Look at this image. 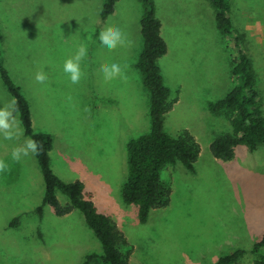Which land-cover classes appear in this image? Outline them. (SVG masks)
<instances>
[{
  "label": "rangeland",
  "instance_id": "rangeland-1",
  "mask_svg": "<svg viewBox=\"0 0 264 264\" xmlns=\"http://www.w3.org/2000/svg\"><path fill=\"white\" fill-rule=\"evenodd\" d=\"M104 2L0 0V56L28 100L34 130L52 134L58 153L51 152L54 172L67 180L97 171V182L89 181L100 212L128 240L122 250H132L130 264H213L238 248L246 250L239 260L253 264L257 255L251 248L264 233V144L255 150L237 145L227 161L209 149L213 136L231 126L210 112L207 102L236 83L234 43L218 29L214 7L210 0H155L168 48L159 66L171 97L179 89L164 129L173 136L189 130L201 151L192 171L180 162L161 169V179L172 189L170 203L141 222L137 205L126 204L121 189L128 175L126 142L151 128L150 94L135 67L143 48L144 7L141 0H117L113 13L102 18ZM230 3L233 23L245 34L264 109V0ZM109 21L128 34L132 47L113 53L102 48L99 31ZM81 43L88 46L81 65L85 75L73 85L63 64ZM112 62L128 65L127 83L104 82L98 69ZM42 69L50 75L47 85L35 81ZM10 98L0 76V102ZM26 137L23 129L20 141L0 138V157L10 164L0 174V264H82L88 254L97 255L90 264H100L102 244L79 209L57 215L44 204L42 215L36 212L45 191L37 159L14 163L10 158ZM57 197L61 205L68 203L61 191ZM14 217L19 224L10 226Z\"/></svg>",
  "mask_w": 264,
  "mask_h": 264
},
{
  "label": "trees",
  "instance_id": "trees-1",
  "mask_svg": "<svg viewBox=\"0 0 264 264\" xmlns=\"http://www.w3.org/2000/svg\"><path fill=\"white\" fill-rule=\"evenodd\" d=\"M117 0H105L101 17L106 18L114 11ZM143 15L140 32L143 48L135 67L141 74L143 84L148 89L149 114L151 128L149 132L131 138L127 145L128 175L122 185L121 195L126 204L138 207L141 222H146L153 208L165 207L170 203L171 186L161 179L160 171L167 164L177 161L188 169H194L201 147L195 136L183 129L176 136L164 129L165 113L170 110L178 98L171 97V90L166 85L158 60L167 52V43L161 35V21L156 15L155 0H141ZM215 9L216 24L220 32L234 43L235 55L232 58L231 75L235 85L223 97L207 102L208 109L216 116H224L231 130L213 136L209 149L215 158L230 160L235 155V147L246 144L251 150L264 144V110L262 97L257 85L252 60L244 45V32L238 31L231 17L230 0H210ZM0 76L19 107V118L24 134L42 142L43 152L37 157L43 175L45 191L42 204L35 209L42 215L43 205L48 204L57 215H64L73 209H79L101 242L103 253L99 256L100 264H130L132 250L123 251L128 240L123 231L111 217L100 212L92 195L85 192L82 180L65 181L57 175L50 163L49 152L52 148V136L47 132L36 131L32 126L28 100L21 88L12 80L0 56ZM57 191L68 198L66 205H61ZM19 217H14L10 226H17ZM246 250L238 248L220 256L213 264H243L239 258ZM251 251L257 255L253 264H264V233L257 240ZM97 257L88 254L82 264H90Z\"/></svg>",
  "mask_w": 264,
  "mask_h": 264
},
{
  "label": "clouds",
  "instance_id": "clouds-1",
  "mask_svg": "<svg viewBox=\"0 0 264 264\" xmlns=\"http://www.w3.org/2000/svg\"><path fill=\"white\" fill-rule=\"evenodd\" d=\"M99 44L108 53H113L119 48L132 47L133 41L128 34L112 22H107L99 31ZM88 57V46L81 43L77 50L65 59L63 72L70 79L71 84L77 85L85 75L82 70V63ZM128 65H121L119 62L102 63L98 69L102 74L105 83L119 80L128 82ZM35 81L41 85H47L50 81L48 71L40 70L35 74ZM23 136L21 120L19 119V107L15 97L0 102V138L6 141H20ZM43 152L42 142L33 137H26L22 142L17 143L11 150L10 158L14 163H21L27 158H35ZM10 164L4 157H0V174L7 173Z\"/></svg>",
  "mask_w": 264,
  "mask_h": 264
},
{
  "label": "crops",
  "instance_id": "crops-1",
  "mask_svg": "<svg viewBox=\"0 0 264 264\" xmlns=\"http://www.w3.org/2000/svg\"><path fill=\"white\" fill-rule=\"evenodd\" d=\"M113 13V12H112ZM111 13V14H112ZM110 15V14H109ZM108 15V16H109ZM1 39V38H0ZM161 58V57H160ZM160 58H159V60H158V64H159V61H160ZM161 69V68H160ZM162 73V72H161ZM163 76V75H162ZM164 78V77H163ZM178 91H179V89L177 90L176 89V92H177V94H178ZM178 99V98H177ZM177 101V100H176ZM262 108H263V103H262ZM264 110V109H263ZM31 119H32V116H31ZM42 132H45V131H42ZM146 133V132H145ZM51 136H52V134H51ZM137 137V136H136ZM126 143H128V141L126 142ZM262 145V144H261ZM260 147V145L259 146H257V148H259ZM256 148V149H257ZM255 150V149H254ZM53 151V153L55 152V154L56 155H58V153L56 152V149H55V147H54V139H53V137H52V148H51V150H50V152H49V155H50V163H51V152ZM61 157L62 156H60L59 158L61 159ZM36 159H37V157H36ZM38 162V161H37ZM177 162H180V161H177ZM176 162V163H177ZM181 163V162H180ZM175 164V163H174ZM183 164V163H182ZM184 165V164H183ZM51 167H52V165H51ZM184 167L186 168V169H188L185 165H184ZM69 168V167H68ZM53 169V168H52ZM188 170H190V169H188ZM54 171V170H53ZM190 171H192V170H190ZM89 177H94V180L97 182V179H98V173H97V171H94V174H92L91 173V171H87L86 173H84V175H82V176H73V178H69V179H67V180H65V181H73L74 179H80V180H82L83 181V183H84V185H85V192H87V193H89V194H91L92 195V198H93V200H94V202H95V205H96V207H97V209L100 211V206H99V204H98V202H97V200H96V189H95V184H93L91 181H89ZM63 179V178H62ZM64 180V179H63ZM153 209H155V208H153ZM153 209H151L150 210V212H152V210ZM102 212V211H101ZM150 212H149V214H150Z\"/></svg>",
  "mask_w": 264,
  "mask_h": 264
}]
</instances>
